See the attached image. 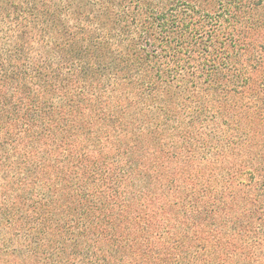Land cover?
Segmentation results:
<instances>
[{
  "label": "trees",
  "instance_id": "trees-1",
  "mask_svg": "<svg viewBox=\"0 0 264 264\" xmlns=\"http://www.w3.org/2000/svg\"><path fill=\"white\" fill-rule=\"evenodd\" d=\"M132 2L122 130L92 123L77 157L51 132L27 141L0 97L20 147L0 145V200L49 212L78 264H264V180L247 167L264 165V0Z\"/></svg>",
  "mask_w": 264,
  "mask_h": 264
},
{
  "label": "rangeland",
  "instance_id": "rangeland-1",
  "mask_svg": "<svg viewBox=\"0 0 264 264\" xmlns=\"http://www.w3.org/2000/svg\"><path fill=\"white\" fill-rule=\"evenodd\" d=\"M125 30L122 0H0V97L15 105L27 141L51 132L62 139L59 152L78 157L92 123L121 121L122 130L134 93L125 85L122 55L135 29ZM10 129L0 130V145L16 156ZM59 152L41 155L54 159ZM247 162L227 167L243 180ZM253 163L247 167L264 180V165ZM37 207L0 200V264H78L49 212Z\"/></svg>",
  "mask_w": 264,
  "mask_h": 264
}]
</instances>
